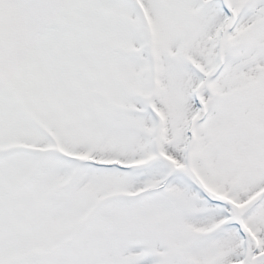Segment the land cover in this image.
Masks as SVG:
<instances>
[{
	"label": "snow or ice",
	"instance_id": "obj_1",
	"mask_svg": "<svg viewBox=\"0 0 264 264\" xmlns=\"http://www.w3.org/2000/svg\"><path fill=\"white\" fill-rule=\"evenodd\" d=\"M0 264H264V0H0Z\"/></svg>",
	"mask_w": 264,
	"mask_h": 264
}]
</instances>
